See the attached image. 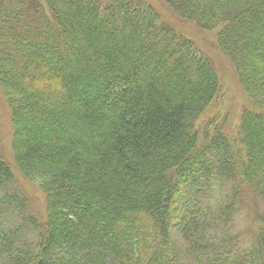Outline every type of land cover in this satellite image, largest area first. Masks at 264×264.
Here are the masks:
<instances>
[{"label": "trees", "instance_id": "trees-1", "mask_svg": "<svg viewBox=\"0 0 264 264\" xmlns=\"http://www.w3.org/2000/svg\"><path fill=\"white\" fill-rule=\"evenodd\" d=\"M164 2L216 33L257 107L241 113L237 139L195 129L220 78L147 1L0 0L12 150L48 206L19 242L10 215L26 197L7 191L15 175L0 157V264H264V215L243 252L228 248L241 183L264 202V0Z\"/></svg>", "mask_w": 264, "mask_h": 264}, {"label": "rangeland", "instance_id": "rangeland-1", "mask_svg": "<svg viewBox=\"0 0 264 264\" xmlns=\"http://www.w3.org/2000/svg\"><path fill=\"white\" fill-rule=\"evenodd\" d=\"M145 1L158 10L162 22L170 25L177 34L195 43L196 47L212 62L220 78L222 89L210 107L196 121L195 129L200 131L202 139L210 135L208 132L213 133L214 129L222 130L226 134L229 133L233 140L237 139L241 113L245 108L256 109L257 107L248 98L239 83L233 66L217 47L216 33L202 32L190 22L183 21L172 12L164 0ZM12 138V113L0 89V157L10 164L15 175L14 182L11 188H7V191L18 192L21 198L26 197V202L28 203L25 212L19 213L15 211L10 215L11 224H14V226L17 224L21 231L23 229L18 235V241L29 242L35 238L36 232L26 220L32 217L38 220L39 223L44 224L47 220L48 206L46 194L39 184L35 180L26 178L19 169L12 150ZM238 148L242 151L240 145ZM238 178H242L241 174H238ZM254 184L241 183L242 196L239 197L241 203L238 205L239 211L235 215L234 223L232 222L233 235L234 238L237 237V240L229 242L228 248L232 249L233 247L235 252L239 253L243 252L244 248L251 243L250 232H256L258 228H261L260 222H263L260 218L264 215V202L259 196L256 184ZM190 193L193 195L192 192ZM219 193L220 197L225 199V194L223 192ZM40 231H38V235ZM175 236L178 237V235ZM174 240L177 241L176 238ZM176 248L180 260H185L190 254V252H186L187 245L180 238H178Z\"/></svg>", "mask_w": 264, "mask_h": 264}, {"label": "bare ground", "instance_id": "bare-ground-1", "mask_svg": "<svg viewBox=\"0 0 264 264\" xmlns=\"http://www.w3.org/2000/svg\"><path fill=\"white\" fill-rule=\"evenodd\" d=\"M27 207H28V203H27L26 209H27ZM26 209H25V211H26ZM14 227H16V225L14 226V224H11L10 228L14 229Z\"/></svg>", "mask_w": 264, "mask_h": 264}]
</instances>
